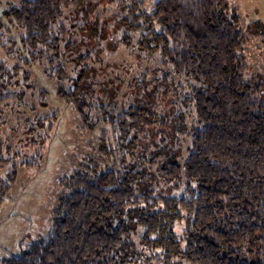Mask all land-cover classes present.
<instances>
[{
  "label": "trees",
  "instance_id": "16d2710c",
  "mask_svg": "<svg viewBox=\"0 0 264 264\" xmlns=\"http://www.w3.org/2000/svg\"><path fill=\"white\" fill-rule=\"evenodd\" d=\"M111 4L124 16L110 27L100 10ZM120 21L124 47L157 63L153 77L130 80L127 104L123 81L104 79L96 68L102 42ZM5 23L20 31L17 41L5 36L11 33ZM245 42L228 0H154L149 7L143 0H18L7 6L0 43L17 61L0 59L1 124L7 110L25 116L24 97L34 86L25 66L39 63L48 79L66 82L57 95L84 127L108 128L99 137L104 160L88 158L61 179L67 192L48 233L1 263L137 264L145 256L146 264L175 257L186 264H264V81L245 75ZM53 116H25L20 140L37 146ZM9 138L0 132V203L19 167L44 161L39 151L13 150ZM181 221L179 238L175 223Z\"/></svg>",
  "mask_w": 264,
  "mask_h": 264
},
{
  "label": "rangeland",
  "instance_id": "374dc122",
  "mask_svg": "<svg viewBox=\"0 0 264 264\" xmlns=\"http://www.w3.org/2000/svg\"><path fill=\"white\" fill-rule=\"evenodd\" d=\"M18 0H0V16L3 10ZM144 6L149 7L154 0H143ZM230 8L237 14L242 33L246 37L242 55L247 68V78L256 77L264 81V0H228ZM116 4H111L100 10V18L107 19L111 27L115 19L123 18V11ZM11 30L6 37L16 39L20 31L14 26L5 23ZM111 33V37L102 42L104 50L101 54V61L96 64L97 70L103 72L104 79L113 78L116 82L121 79L123 85L121 95H125V103L131 101L130 86L128 83L133 77L146 75L153 77V69L157 63L147 60L143 55H135L131 49H126L120 41L124 28L117 25ZM4 30V29H2ZM18 46V45H17ZM14 47V49L17 48ZM0 59L8 65L17 61L15 52L7 53L5 47L0 43ZM34 83L32 89L26 91L24 97L25 116L33 119L34 113L46 117L55 112L51 120L50 130L37 146H31L24 139V115L7 110L3 118L6 124L0 122V132L3 136H9L13 150L33 154L39 151L44 158L38 168L19 167L17 178L10 188L7 196L0 203V264L1 259L18 255L33 239L44 237L49 229L52 220V212L59 202V198L67 192L62 184V178L70 176L77 168L88 165L90 161H103L98 152L99 137L102 130L108 126L96 127L89 130L83 126L78 112L71 104L64 101L57 95L59 86H66V82H59L57 79L50 80L43 73V66L39 63H31L25 66ZM154 73V74H153ZM260 101L264 104V85L261 91ZM46 106H42L45 104ZM33 108V109H32ZM21 110V108H19ZM54 115V114H52ZM51 115V116H52ZM19 120V122H18ZM191 118H188L190 122ZM48 122V120L46 121ZM14 127V129H11ZM158 187H163V192H168V185L162 182ZM185 188V183L179 189V193ZM184 223H175V232L180 238L182 236ZM141 250L144 248L140 246ZM146 256L151 252L144 249ZM145 256L139 258L137 264H146ZM151 264H162L156 260H150ZM170 264H186L180 257H175Z\"/></svg>",
  "mask_w": 264,
  "mask_h": 264
}]
</instances>
